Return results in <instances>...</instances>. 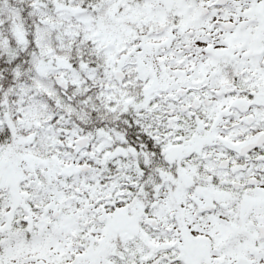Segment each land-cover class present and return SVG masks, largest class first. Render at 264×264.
<instances>
[{"label":"snow or ice","instance_id":"obj_1","mask_svg":"<svg viewBox=\"0 0 264 264\" xmlns=\"http://www.w3.org/2000/svg\"><path fill=\"white\" fill-rule=\"evenodd\" d=\"M0 264H264V0H0Z\"/></svg>","mask_w":264,"mask_h":264}]
</instances>
